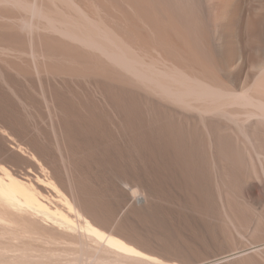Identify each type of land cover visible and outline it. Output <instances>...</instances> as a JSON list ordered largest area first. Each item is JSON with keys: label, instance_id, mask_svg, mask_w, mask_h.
Listing matches in <instances>:
<instances>
[{"label": "rangeland", "instance_id": "rangeland-1", "mask_svg": "<svg viewBox=\"0 0 264 264\" xmlns=\"http://www.w3.org/2000/svg\"><path fill=\"white\" fill-rule=\"evenodd\" d=\"M78 1L0 0V129L29 152L48 150L75 197L99 222H115L119 235L111 237L154 259L138 263L131 253V264H200L228 252L237 254L223 264H264V153L255 130L226 116L189 120L146 105L123 83L122 21H109L106 0H99L111 33L84 15L86 0ZM116 4L121 16L122 0ZM248 16L237 33L249 51L262 35L248 29ZM51 41L92 60L48 51ZM98 61L112 80L85 74ZM220 133L232 138L235 154L220 150ZM128 193L139 194L138 202L122 209ZM7 238L0 236V248L14 245ZM33 244L56 251L45 264H122L108 258L106 243L101 261L94 245ZM26 258L15 264H30Z\"/></svg>", "mask_w": 264, "mask_h": 264}, {"label": "bare ground", "instance_id": "bare-ground-1", "mask_svg": "<svg viewBox=\"0 0 264 264\" xmlns=\"http://www.w3.org/2000/svg\"><path fill=\"white\" fill-rule=\"evenodd\" d=\"M86 2L83 5L91 9L83 8L84 15L115 32L107 19L99 15V0ZM116 2L105 1L106 15L111 22L122 21L125 88L129 92L138 89L146 105L159 106L180 118L215 120L226 116V120H236L255 130L264 153V0H122L121 16ZM246 11L250 19L248 29L262 35L260 42L258 36L257 41H250L249 51L242 48L237 33L238 28L241 32ZM54 43L48 42L45 49L70 59L92 60L84 52L74 54L62 44L56 49ZM37 52L38 49L34 51ZM85 74L113 78L112 72L99 61ZM134 76L139 77L140 84L134 82ZM1 129L0 236L9 235L14 245H2L0 264H15L23 257L29 258L30 264H45L46 255L56 254L54 249L38 248L34 241L90 249L94 245L93 255L97 254L96 260L100 261L106 243L109 259L118 257L122 264H131L130 254L134 253L136 260L139 257L154 262L149 255L135 252L111 237L119 235L111 228L115 222H99L93 210L75 197L67 178H59L61 169L48 150L36 145L29 152L23 142ZM232 144L228 134L219 136L222 152L235 154ZM234 149L238 150L236 145ZM138 196L128 193L122 209L138 202ZM236 254L224 253L200 264L227 263Z\"/></svg>", "mask_w": 264, "mask_h": 264}]
</instances>
